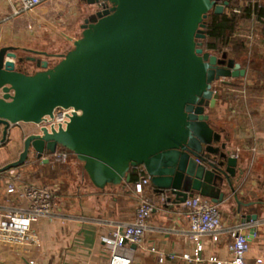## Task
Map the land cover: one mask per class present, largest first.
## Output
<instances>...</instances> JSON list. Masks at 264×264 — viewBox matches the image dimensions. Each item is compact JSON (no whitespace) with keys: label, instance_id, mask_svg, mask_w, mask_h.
Here are the masks:
<instances>
[{"label":"water","instance_id":"1","mask_svg":"<svg viewBox=\"0 0 264 264\" xmlns=\"http://www.w3.org/2000/svg\"><path fill=\"white\" fill-rule=\"evenodd\" d=\"M218 2L91 0L73 48L54 63L1 47L0 146L17 125H41L60 108L77 113L65 128L28 135L19 159L0 173L31 156L49 163L65 148L98 187L130 182L144 167L167 207L195 195L218 204L227 187L240 219L257 221L241 213L251 204L237 195L239 158L207 112L222 99L213 82L246 74L226 54L203 48L209 14L229 4ZM30 65L38 70L28 72Z\"/></svg>","mask_w":264,"mask_h":264},{"label":"crops","instance_id":"2","mask_svg":"<svg viewBox=\"0 0 264 264\" xmlns=\"http://www.w3.org/2000/svg\"><path fill=\"white\" fill-rule=\"evenodd\" d=\"M73 6L72 0H49L34 11L25 12L27 14L20 19L8 0H0V48L13 47L23 55L54 63L55 55L66 54L73 48L81 23L87 17V6L80 11L81 15L73 11ZM83 13L85 16L81 17ZM37 70L30 65L28 72ZM246 82L248 78L240 77L231 81L230 87L241 89ZM256 92L257 102H252L250 113L249 108L234 105L230 96L225 95L214 109L207 111L212 127L239 158L243 174L235 180L237 195L241 202L251 204L242 207L241 213L258 216L257 221L243 222L237 214L233 195L227 187L223 189L226 197L218 205L224 228L241 226L243 233L251 238L246 264H254L257 258L264 259V87ZM36 132L33 124L24 123L10 130L7 143L0 146V169L19 159L25 138ZM30 163L49 164L33 156ZM67 166L76 170L75 183L68 186L66 175L54 178L53 184L60 187L54 201V216L41 219L26 233H0V264H29L30 261L35 264H109L110 249L103 239L119 225L132 221L143 197L150 199L155 209L144 241L128 244L133 251L134 264H216L210 261L213 257L228 264L232 261L229 250L232 239L227 233L222 234L219 242H214L211 236L202 239L204 250L200 262L182 258L185 254L193 256L195 249L184 204L165 206L150 186L143 195H138L134 182H128L126 177L120 183L98 187L86 173L84 163L74 157ZM15 170L23 173V169ZM7 174L0 173V212L9 205ZM24 178L29 179L25 175ZM12 201L16 203L15 199ZM152 248L157 252L151 251ZM160 255L167 257L164 262H160Z\"/></svg>","mask_w":264,"mask_h":264},{"label":"built area","instance_id":"3","mask_svg":"<svg viewBox=\"0 0 264 264\" xmlns=\"http://www.w3.org/2000/svg\"><path fill=\"white\" fill-rule=\"evenodd\" d=\"M16 16L25 12H32L49 0H8ZM247 79V71L244 76ZM237 78H222L213 82L212 89L215 93L225 95L231 98L234 105L245 106L249 108L251 96L245 88L241 89L230 87L231 81ZM74 113V109H57L53 117H47L41 125H34L36 131L47 127L48 129L65 128ZM79 114V112H78ZM58 161L66 162L69 153L64 150H58L51 157ZM138 180L134 184L135 192L143 195L146 187L150 186L151 176L144 167L136 169ZM58 185H43L32 180H26L22 172L14 170L8 171L6 176V192L9 198L8 207L1 209L0 212V233H26L30 231L32 225L38 223L41 219H48L54 216V201L59 191ZM13 197V198H12ZM16 200V203L12 201ZM186 216L189 220L190 239L195 244L194 254H185L182 258L189 262H200V254L204 250L202 239L211 236L214 242H219L222 234L227 233L232 239L229 250L233 256L229 264H246V257L251 249V238L243 233L241 226H231L224 228L222 224V215L218 204L213 203L209 198L195 195L188 198L184 203ZM155 209L153 202L148 198H141L131 222L119 225L110 234L104 238V243L110 249L109 264H134L133 251L128 244H141L149 228V219ZM151 251L157 252L156 248ZM174 259L175 255H169ZM166 256L160 255V262L166 260ZM210 261L216 264H228L210 258ZM29 264H35L30 261ZM254 264H264L263 258H257Z\"/></svg>","mask_w":264,"mask_h":264},{"label":"rangeland","instance_id":"4","mask_svg":"<svg viewBox=\"0 0 264 264\" xmlns=\"http://www.w3.org/2000/svg\"><path fill=\"white\" fill-rule=\"evenodd\" d=\"M224 1H228L229 4L221 15L214 12L209 14L206 28L207 37L203 41V48L212 54L221 55L222 50L232 53L235 42L239 43L236 40L241 39L243 54L236 59V62L247 70L248 82L245 83V88L251 96L249 104L251 107L252 102H257L256 89L264 87V0H239L238 2L219 0L218 3L223 4ZM72 2L74 4L73 11H77L81 15L80 11L85 7L80 0H72ZM25 14L27 13H23L19 18H23L22 16ZM84 16L83 13L81 17ZM214 47L220 48L221 51L214 50ZM242 87L244 88V86ZM243 108L246 107L243 106ZM31 159L32 156L28 160L29 166L22 168L25 177L43 185H54L53 176L32 170L30 166L34 163H30ZM62 175H66L68 186L75 183L76 170L74 168L70 169L66 165L65 171L60 172V178ZM45 181L46 183H44Z\"/></svg>","mask_w":264,"mask_h":264},{"label":"trees","instance_id":"5","mask_svg":"<svg viewBox=\"0 0 264 264\" xmlns=\"http://www.w3.org/2000/svg\"><path fill=\"white\" fill-rule=\"evenodd\" d=\"M232 1L238 2L239 0H232ZM206 32H207V30H206ZM236 41H239V43L235 42L234 49H233L232 53H228L227 51H223V50L221 51V49L218 47H214V50L217 49L219 52L221 51L222 54H226L229 59H233L234 61H236V59H238L243 54V47L241 45V39H238ZM60 150L67 151L69 153V158L66 162L58 161L55 158H52L51 162L49 164H40V165L34 164L30 167H32V170H37V172L45 173L47 176L48 175L53 176V179L54 178H60V172L65 171V166L67 165V163H69V160L73 157L77 158L76 155H74L71 151H69L65 148H61ZM26 166H29L28 161L23 166L13 168L11 170L22 169V168H25ZM53 179H51V180H53ZM137 180H138V174H137V171L134 170L132 173L131 182H134V184H135ZM44 183H46V181Z\"/></svg>","mask_w":264,"mask_h":264},{"label":"flooded vegetation","instance_id":"6","mask_svg":"<svg viewBox=\"0 0 264 264\" xmlns=\"http://www.w3.org/2000/svg\"><path fill=\"white\" fill-rule=\"evenodd\" d=\"M91 0H80L81 4L85 7ZM218 55V54H217Z\"/></svg>","mask_w":264,"mask_h":264}]
</instances>
